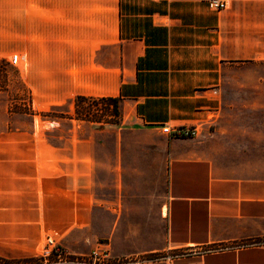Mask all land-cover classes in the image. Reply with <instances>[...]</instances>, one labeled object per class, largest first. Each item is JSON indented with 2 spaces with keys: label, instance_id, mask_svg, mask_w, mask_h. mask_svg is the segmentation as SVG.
Segmentation results:
<instances>
[{
  "label": "crops",
  "instance_id": "crops-1",
  "mask_svg": "<svg viewBox=\"0 0 264 264\" xmlns=\"http://www.w3.org/2000/svg\"><path fill=\"white\" fill-rule=\"evenodd\" d=\"M52 1L0 0V57L38 101L116 97L120 120L50 146L0 90V242L101 224L114 257L264 264V0Z\"/></svg>",
  "mask_w": 264,
  "mask_h": 264
},
{
  "label": "rangeland",
  "instance_id": "rangeland-1",
  "mask_svg": "<svg viewBox=\"0 0 264 264\" xmlns=\"http://www.w3.org/2000/svg\"><path fill=\"white\" fill-rule=\"evenodd\" d=\"M52 2L47 0V5H52ZM21 68L18 59L15 64H11L8 58L0 63V80L6 79L5 89L1 90V95H5L8 110L13 112L15 130L16 128L26 129L31 135L42 136L50 146H62L64 143L61 138L63 137L85 135L83 123L70 120L75 118L67 117L74 114L73 98L62 105L38 101L37 96L32 95L27 83L22 81ZM261 71L264 72V69ZM80 105L97 111V114L104 112L105 109L101 101L91 103L83 101ZM102 241L101 224L87 226L30 224L28 230H15L13 239L0 242V264H7L5 260L27 257L30 258L28 262L17 264H93L88 263L87 260L71 262L62 258H58L61 261L56 262L55 259L50 260L44 255L47 251L58 249L59 253L86 257L90 251H104Z\"/></svg>",
  "mask_w": 264,
  "mask_h": 264
},
{
  "label": "trees",
  "instance_id": "trees-1",
  "mask_svg": "<svg viewBox=\"0 0 264 264\" xmlns=\"http://www.w3.org/2000/svg\"><path fill=\"white\" fill-rule=\"evenodd\" d=\"M5 61L4 58L0 57V63ZM5 82L6 79L4 78L2 81L0 80V90L5 89ZM83 101H88V102H97L101 101L103 102L105 109L104 112L97 114V111H94L91 108H83L80 104ZM73 112L74 114L69 115L67 117L69 118H75V119H80V120H87L90 122L94 123H104V124H109V125H116L119 123L120 120V111H119V105H118V99L116 97H111V96H100V97H95V96H86L82 94H77L73 97ZM59 117H64L65 115H57ZM44 256H48L50 260H56V262H59L60 258L62 260L66 261H71V262H81V257L76 256V255H71L68 253L61 252L59 253L58 249H53L51 251L45 252ZM59 258V259H58ZM30 258H20L16 260H5L7 264H17V263H25L28 262ZM46 259V258H42ZM88 263L91 262V260H87Z\"/></svg>",
  "mask_w": 264,
  "mask_h": 264
},
{
  "label": "built area",
  "instance_id": "built-area-1",
  "mask_svg": "<svg viewBox=\"0 0 264 264\" xmlns=\"http://www.w3.org/2000/svg\"><path fill=\"white\" fill-rule=\"evenodd\" d=\"M207 6L211 10H220L228 5L227 0H206ZM18 55L10 54L8 61L11 64L17 62ZM200 126L197 125H176L170 127L163 125L162 132L167 133L172 137L177 138H191L198 136L200 132ZM51 241L50 239H48ZM173 255L169 252H152L145 255H138L134 257H114L110 255L108 251H90L86 257H81V262L85 260H91L93 264H152L163 259H169ZM127 260V261H125Z\"/></svg>",
  "mask_w": 264,
  "mask_h": 264
}]
</instances>
